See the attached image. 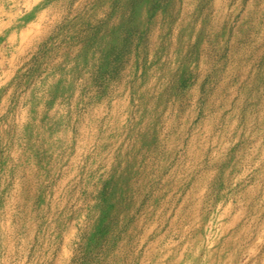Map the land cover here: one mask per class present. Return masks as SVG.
Listing matches in <instances>:
<instances>
[{"label":"clouds","instance_id":"clouds-1","mask_svg":"<svg viewBox=\"0 0 264 264\" xmlns=\"http://www.w3.org/2000/svg\"><path fill=\"white\" fill-rule=\"evenodd\" d=\"M121 20L0 0V264H264V0Z\"/></svg>","mask_w":264,"mask_h":264},{"label":"rangeland","instance_id":"rangeland-1","mask_svg":"<svg viewBox=\"0 0 264 264\" xmlns=\"http://www.w3.org/2000/svg\"><path fill=\"white\" fill-rule=\"evenodd\" d=\"M112 3L122 17L118 28L106 32L109 47L101 68V78L108 77L114 66L131 51L134 38L143 43L145 25L154 22L157 16L172 17L177 0H105Z\"/></svg>","mask_w":264,"mask_h":264}]
</instances>
